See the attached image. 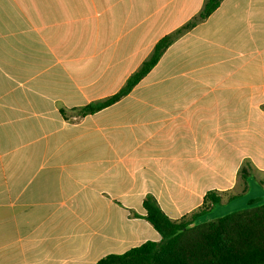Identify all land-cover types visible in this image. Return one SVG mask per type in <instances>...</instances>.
Returning a JSON list of instances; mask_svg holds the SVG:
<instances>
[{
    "label": "crops",
    "instance_id": "obj_1",
    "mask_svg": "<svg viewBox=\"0 0 264 264\" xmlns=\"http://www.w3.org/2000/svg\"><path fill=\"white\" fill-rule=\"evenodd\" d=\"M204 4L0 0V264L160 242L147 196L179 220L210 191L221 205L264 193V0H223L128 95L79 113Z\"/></svg>",
    "mask_w": 264,
    "mask_h": 264
},
{
    "label": "trees",
    "instance_id": "obj_2",
    "mask_svg": "<svg viewBox=\"0 0 264 264\" xmlns=\"http://www.w3.org/2000/svg\"><path fill=\"white\" fill-rule=\"evenodd\" d=\"M222 1L205 0L200 14L163 37L120 91L81 108L80 115L95 114L128 95L157 65L172 43L183 32L207 19ZM242 176L246 178L247 171L244 170ZM221 204L222 197L218 192L210 191L198 210L173 220L154 197L147 196L143 202L145 218L161 235V241H147L124 254L106 256L96 264H264V201L217 219L199 222Z\"/></svg>",
    "mask_w": 264,
    "mask_h": 264
},
{
    "label": "rangeland",
    "instance_id": "obj_3",
    "mask_svg": "<svg viewBox=\"0 0 264 264\" xmlns=\"http://www.w3.org/2000/svg\"><path fill=\"white\" fill-rule=\"evenodd\" d=\"M263 196H264V193L260 196H254V194H253L251 196L253 198H251V199L255 200V199L261 198ZM242 202H243V204H242ZM249 202H250V199L247 200L245 197L242 196V197L235 198L229 205H217V206H215L214 209L211 210V212L208 215L200 218L199 222L203 223V222H206L209 220L217 219V218L229 215L231 213L244 210V209H246L252 205L259 204L263 201L255 202V203L253 201L252 204H250Z\"/></svg>",
    "mask_w": 264,
    "mask_h": 264
},
{
    "label": "water",
    "instance_id": "obj_4",
    "mask_svg": "<svg viewBox=\"0 0 264 264\" xmlns=\"http://www.w3.org/2000/svg\"><path fill=\"white\" fill-rule=\"evenodd\" d=\"M261 201H264V196L261 197V198L256 199V200L254 201V203H255V202H261Z\"/></svg>",
    "mask_w": 264,
    "mask_h": 264
}]
</instances>
